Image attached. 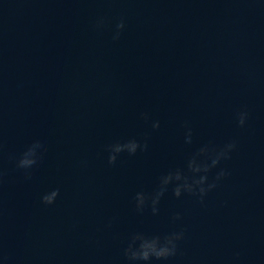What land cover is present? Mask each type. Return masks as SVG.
Here are the masks:
<instances>
[{
    "label": "water",
    "instance_id": "obj_1",
    "mask_svg": "<svg viewBox=\"0 0 264 264\" xmlns=\"http://www.w3.org/2000/svg\"><path fill=\"white\" fill-rule=\"evenodd\" d=\"M0 264H264V0H0Z\"/></svg>",
    "mask_w": 264,
    "mask_h": 264
}]
</instances>
